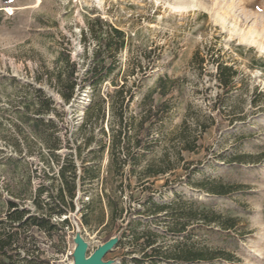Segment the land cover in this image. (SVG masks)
<instances>
[{
    "label": "rangeland",
    "instance_id": "obj_1",
    "mask_svg": "<svg viewBox=\"0 0 264 264\" xmlns=\"http://www.w3.org/2000/svg\"><path fill=\"white\" fill-rule=\"evenodd\" d=\"M96 18L126 33L128 45L96 93L87 86L78 88L64 104L35 78H45L64 52L77 63L81 81L95 49L91 38L85 46L80 42L81 30ZM195 53L205 59L203 66L194 60ZM217 62L237 72L228 91L217 81ZM133 69L134 76H128ZM160 79L173 81L167 82L165 96L155 90ZM111 81L117 86L124 82L132 90L134 99L126 113L131 148L135 138L142 141L132 148L134 158L120 177L114 176L108 151L107 120L93 128L81 127L89 105L117 89ZM37 89L54 101L55 113L40 119L56 126L55 136L62 143L57 155H74L92 131L95 141L81 156L99 176L79 194L76 212L63 217L70 225L63 229L64 238L49 242L33 230L51 264H72L77 233L88 244V256L103 244L106 231L82 229L77 213L83 204L104 195L103 190L121 197L132 219L140 221L137 233L152 231L159 236L154 248L170 251L187 243L195 250L219 253L211 261L194 264H264V0H0V205L20 195L23 205L31 207L29 199L36 189L50 184L45 175L57 172L44 144L46 137L42 130L38 136L32 132L33 116L24 107ZM149 108L152 113L145 118ZM183 138L191 151H181ZM96 142L106 144L102 152ZM148 166L168 170L147 178ZM213 183L234 190L226 196L212 195L208 190ZM149 201L212 211L233 218L235 227L222 230L198 222L186 234L173 236L165 233L171 225L166 226L164 214H153ZM98 206L108 212L105 198ZM144 244V239L135 243L127 235L103 261L134 264L143 251H151Z\"/></svg>",
    "mask_w": 264,
    "mask_h": 264
},
{
    "label": "trees",
    "instance_id": "obj_2",
    "mask_svg": "<svg viewBox=\"0 0 264 264\" xmlns=\"http://www.w3.org/2000/svg\"><path fill=\"white\" fill-rule=\"evenodd\" d=\"M95 43V49L92 52L91 64L86 73L79 80V71L77 63L73 62L68 53H60L55 62L54 69L45 73V78L36 77L35 82L43 81L52 91H54L64 104H68L74 97L76 89L89 87L93 93H96L98 87L109 75L113 73L117 65V55L123 51L128 40L126 33L122 30L106 24L99 18L87 22V29L81 30L80 42L85 46L89 39ZM194 60H198L199 66H203L205 59L195 53ZM108 62V63H107ZM134 76L135 70L130 72ZM237 72L231 66L222 63L216 64V78L220 88L228 91L232 87V82ZM126 78V77H125ZM126 80V79H125ZM173 81L169 79H160L158 87L155 89L165 96ZM112 87L117 88L111 93H107L104 99L99 103L93 102L84 113V120L81 127L93 128L95 124H104L107 120V131L110 133L111 140L108 145L111 162L114 164V176L120 177L123 174V168L134 158L132 148L139 147L142 144L140 138H135L133 147L132 136L129 134L131 125L126 120V113L129 104L133 101L134 95L131 89H127L123 82L121 86L115 85L111 81ZM150 95L144 97L149 98ZM54 101L42 90H34L33 100L24 105L29 114L33 116L31 122L32 132L40 135V131L46 137L44 142L49 153L50 159L57 166V172L52 171V167L47 163V168L52 171L45 175L50 182L48 186L41 184L35 191L31 204L32 208L23 205L24 200L20 195H15L5 199L0 205V264H51L44 257L42 249L39 247L38 239L33 232L43 234L49 242L55 237L64 238V228H69L68 214L75 213L76 202L79 194L84 193V188L92 184L99 178L98 169L95 166L87 167L86 161L81 156V151L88 149L95 141L92 131L85 135L82 144L76 146L75 154L57 155L61 150L62 143L55 136L56 126L52 120L44 121L40 119L44 115L55 113L53 107ZM149 108L145 115L149 117L152 113ZM143 122H141V125ZM102 135H106L104 128H101ZM98 143L100 152L105 149L106 144ZM77 144V143H76ZM181 151H191L190 143L185 138L181 139ZM123 157V158H122ZM179 159H181L179 155ZM233 162H238L234 159ZM166 168H157L148 166L145 169L147 178L163 175L167 172ZM117 187V193L121 194V186ZM214 184V183H213ZM234 190L231 186L223 184H214L208 193L216 196H226ZM101 196L91 199L88 203L77 211L80 215L79 224L82 229L87 228L92 232L105 230L103 243L114 237L118 232L117 244L114 248L122 245L123 239L130 235L133 242L137 243L144 239V247L150 248V252H142L141 259H133L134 264H194L200 261H211L219 253H209V251L195 250L187 243H179L166 250L165 247L154 246L157 244L158 235L152 231L137 233L136 227L141 224L140 221L132 219V213L122 205L121 197L113 198L106 195L103 190ZM106 199L108 212L102 211L98 203ZM81 202V201H80ZM148 204L153 208V214H164L166 223L165 233L179 236L187 233L189 227L199 224L198 222L210 226L216 225L222 230H230L235 227L233 218H223L212 211H194L193 209L181 206L178 202L173 205H159L149 201ZM180 207L177 213L170 212L173 207ZM98 208V209H97ZM33 209V210H32ZM127 219V220H126ZM171 223V224H170ZM114 226V227H113ZM115 231L112 232L111 229ZM187 236V235H185ZM209 256V257H207Z\"/></svg>",
    "mask_w": 264,
    "mask_h": 264
},
{
    "label": "water",
    "instance_id": "obj_3",
    "mask_svg": "<svg viewBox=\"0 0 264 264\" xmlns=\"http://www.w3.org/2000/svg\"><path fill=\"white\" fill-rule=\"evenodd\" d=\"M117 241V237L110 238L108 241L98 246L96 250L88 256V244L77 233L74 239L76 246L71 254L72 264H110L109 262H104L103 259L114 249Z\"/></svg>",
    "mask_w": 264,
    "mask_h": 264
}]
</instances>
